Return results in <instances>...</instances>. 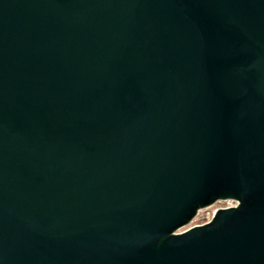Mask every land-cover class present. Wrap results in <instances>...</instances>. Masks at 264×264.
Listing matches in <instances>:
<instances>
[{"label": "water", "instance_id": "water-1", "mask_svg": "<svg viewBox=\"0 0 264 264\" xmlns=\"http://www.w3.org/2000/svg\"><path fill=\"white\" fill-rule=\"evenodd\" d=\"M0 264H264V0H0Z\"/></svg>", "mask_w": 264, "mask_h": 264}, {"label": "rangeland", "instance_id": "rangeland-1", "mask_svg": "<svg viewBox=\"0 0 264 264\" xmlns=\"http://www.w3.org/2000/svg\"><path fill=\"white\" fill-rule=\"evenodd\" d=\"M231 203L232 202L230 201H218L206 208L200 209L198 214L194 216L193 220L187 226L180 228V231L189 229L192 226L195 227L196 225H201V224L209 222L218 208L227 206Z\"/></svg>", "mask_w": 264, "mask_h": 264}, {"label": "built area", "instance_id": "built-area-1", "mask_svg": "<svg viewBox=\"0 0 264 264\" xmlns=\"http://www.w3.org/2000/svg\"><path fill=\"white\" fill-rule=\"evenodd\" d=\"M225 201H230L232 203L227 206L221 207V208H228V207L236 206L238 204V202L234 200H225Z\"/></svg>", "mask_w": 264, "mask_h": 264}]
</instances>
